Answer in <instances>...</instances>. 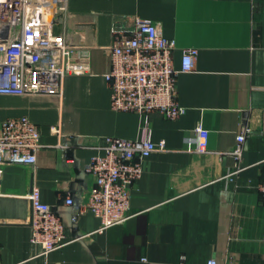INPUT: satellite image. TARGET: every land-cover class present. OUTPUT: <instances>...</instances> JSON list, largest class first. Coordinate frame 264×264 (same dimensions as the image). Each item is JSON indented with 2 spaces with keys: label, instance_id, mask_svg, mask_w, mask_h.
<instances>
[{
  "label": "crops",
  "instance_id": "crops-1",
  "mask_svg": "<svg viewBox=\"0 0 264 264\" xmlns=\"http://www.w3.org/2000/svg\"><path fill=\"white\" fill-rule=\"evenodd\" d=\"M68 10L56 32L71 35L88 72L67 77L62 97L0 96V120L26 117L41 132L36 167L4 169L0 264H264V0H68ZM135 17L175 40L177 70L185 49L199 51L195 69L178 75L184 113L175 120L111 107L112 28ZM200 125L209 132L204 154L195 150ZM245 125L244 170L231 179ZM148 129L166 149L143 161L128 219L102 228L86 208L97 182L87 168L108 137L143 140ZM34 186L64 226L66 243L49 253L32 242Z\"/></svg>",
  "mask_w": 264,
  "mask_h": 264
},
{
  "label": "built area",
  "instance_id": "built-area-1",
  "mask_svg": "<svg viewBox=\"0 0 264 264\" xmlns=\"http://www.w3.org/2000/svg\"><path fill=\"white\" fill-rule=\"evenodd\" d=\"M69 16L68 0H0V96L62 97L67 77L88 72L87 65L76 63L77 47L71 35L56 32ZM130 23H115L112 28L114 42L108 48L111 68L105 76L111 90V107L146 119L158 113L175 120L184 113L177 101L178 75L195 69L199 51L185 49L181 69L177 70L175 40L167 38L160 26L149 19L135 17ZM251 131L245 125L238 136V146L231 152L238 164L228 178L244 170L243 144ZM51 133L62 136L60 126H53ZM196 133V152L207 153L209 132L200 125ZM40 148V129L30 119L0 120V184L6 166L36 167ZM64 148L70 154L75 150ZM165 149L164 141L154 142L150 129L143 140L106 139L105 153L94 156L87 168L97 182L86 208L101 220L102 228L128 219L132 188L142 176L143 161ZM259 189L264 194V177ZM26 198L32 209V242L40 244L44 253L62 247L66 236L56 208L42 201L35 186ZM66 203L73 205L74 201L67 199ZM262 238L264 242V234ZM207 264L218 262L210 259Z\"/></svg>",
  "mask_w": 264,
  "mask_h": 264
}]
</instances>
